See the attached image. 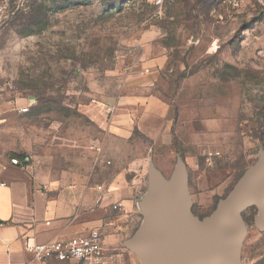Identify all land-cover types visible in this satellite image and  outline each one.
Here are the masks:
<instances>
[{
  "label": "rangeland",
  "instance_id": "1",
  "mask_svg": "<svg viewBox=\"0 0 264 264\" xmlns=\"http://www.w3.org/2000/svg\"><path fill=\"white\" fill-rule=\"evenodd\" d=\"M122 1L30 0L27 12L0 27L3 113L32 105L0 129L12 130L29 166L71 171L90 159L108 123L102 104L125 92L143 57V36H150L152 51L163 48L169 58L158 89L172 101L176 120L219 117L220 129L229 128L210 138L215 151L197 166L202 189L192 181L196 200L187 202L198 220L216 223L213 213L251 172L258 171L257 186L264 188V15L252 2L236 8L223 0H165L162 7L155 0ZM152 195L145 183L140 202L147 212ZM258 214L254 204L242 210L246 233L235 244L237 264H264ZM144 219L130 228L124 259L111 257L109 264H141L143 252L132 243Z\"/></svg>",
  "mask_w": 264,
  "mask_h": 264
},
{
  "label": "crops",
  "instance_id": "2",
  "mask_svg": "<svg viewBox=\"0 0 264 264\" xmlns=\"http://www.w3.org/2000/svg\"><path fill=\"white\" fill-rule=\"evenodd\" d=\"M149 39L143 36V57L124 82L125 92L119 100L102 104L108 123L94 139L103 150L100 160V153L90 149V159L79 160L71 171L55 174L37 164L22 168L15 163L19 154L12 130L0 129V264H42L26 251L28 243L48 244L94 228H101L108 258L118 263L124 259L121 250L129 248V230L141 214L145 219L139 233H162L152 212L140 202L145 183L151 192L161 183L169 192L180 189L189 203L196 200L191 186L193 181L202 189L198 162L215 151L210 138L229 128L220 129L217 116L176 120L172 101L158 89L169 58L163 48L154 53ZM6 109L7 104L0 105V123L26 115L19 109L4 114ZM119 204L122 207L115 210ZM148 261L145 257L144 263Z\"/></svg>",
  "mask_w": 264,
  "mask_h": 264
},
{
  "label": "water",
  "instance_id": "3",
  "mask_svg": "<svg viewBox=\"0 0 264 264\" xmlns=\"http://www.w3.org/2000/svg\"><path fill=\"white\" fill-rule=\"evenodd\" d=\"M257 174V170L251 172L221 204L215 214L216 223L198 220L183 200L180 189L169 192L161 183L153 186L148 212L161 225L162 233L138 232L132 246L143 252L142 263L237 264L235 244L246 233L241 213L247 204L258 206L257 223L264 227V188L257 186ZM145 257L149 258L148 263H144Z\"/></svg>",
  "mask_w": 264,
  "mask_h": 264
},
{
  "label": "built area",
  "instance_id": "4",
  "mask_svg": "<svg viewBox=\"0 0 264 264\" xmlns=\"http://www.w3.org/2000/svg\"><path fill=\"white\" fill-rule=\"evenodd\" d=\"M165 0H155V5L162 7ZM225 4H233L240 8L247 2L256 4L264 15V0H223ZM30 0H1L0 1V27L9 23V21L18 13L27 12L30 7ZM31 104L19 109L21 114H28L31 111ZM96 151L100 156L103 150L100 146L94 145L90 148ZM30 159L25 157L22 160H16L15 163L22 168L29 166ZM101 189V188H100ZM121 204L115 205L118 210ZM101 228L89 230L87 234L77 235L70 238H59L48 244H30L26 246V251L33 257L34 261L42 264L50 262H62L67 264H109L108 249L105 245Z\"/></svg>",
  "mask_w": 264,
  "mask_h": 264
},
{
  "label": "trees",
  "instance_id": "5",
  "mask_svg": "<svg viewBox=\"0 0 264 264\" xmlns=\"http://www.w3.org/2000/svg\"><path fill=\"white\" fill-rule=\"evenodd\" d=\"M104 2H112V3H119L120 1H122V0H103ZM122 2H124V1H122ZM32 108V107H31ZM25 158V156L24 155H17V159L18 160H22V159H24Z\"/></svg>",
  "mask_w": 264,
  "mask_h": 264
}]
</instances>
